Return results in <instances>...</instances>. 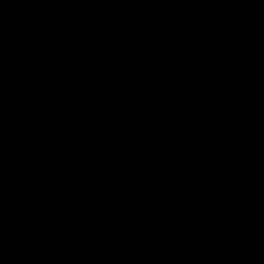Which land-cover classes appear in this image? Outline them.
Instances as JSON below:
<instances>
[{"label":"water","instance_id":"95a60500","mask_svg":"<svg viewBox=\"0 0 264 264\" xmlns=\"http://www.w3.org/2000/svg\"><path fill=\"white\" fill-rule=\"evenodd\" d=\"M0 139L66 264H264V0H0Z\"/></svg>","mask_w":264,"mask_h":264}]
</instances>
